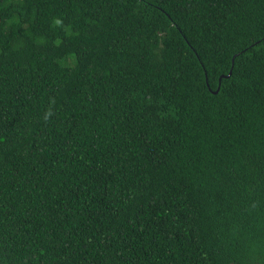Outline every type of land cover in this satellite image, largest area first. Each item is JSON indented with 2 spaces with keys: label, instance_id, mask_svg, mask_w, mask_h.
<instances>
[{
  "label": "trees",
  "instance_id": "16d2710c",
  "mask_svg": "<svg viewBox=\"0 0 264 264\" xmlns=\"http://www.w3.org/2000/svg\"><path fill=\"white\" fill-rule=\"evenodd\" d=\"M0 264H264V0H0Z\"/></svg>",
  "mask_w": 264,
  "mask_h": 264
}]
</instances>
